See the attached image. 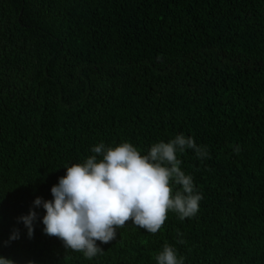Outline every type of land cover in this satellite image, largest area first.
Wrapping results in <instances>:
<instances>
[{"label": "trees", "instance_id": "16d2710c", "mask_svg": "<svg viewBox=\"0 0 264 264\" xmlns=\"http://www.w3.org/2000/svg\"><path fill=\"white\" fill-rule=\"evenodd\" d=\"M178 134L209 153H177L194 217L169 211L155 234L129 221L91 260L44 233L34 202L65 166ZM165 243L184 264H264V0H0V256L157 264Z\"/></svg>", "mask_w": 264, "mask_h": 264}, {"label": "clouds", "instance_id": "9594fccd", "mask_svg": "<svg viewBox=\"0 0 264 264\" xmlns=\"http://www.w3.org/2000/svg\"><path fill=\"white\" fill-rule=\"evenodd\" d=\"M193 149L200 159L209 158L207 146L197 145L194 138L178 134L169 142L154 143L142 155L130 142L106 147L103 142L92 148L84 163L67 168L51 189L53 200H35L43 205L44 233L59 238L67 249L83 253L91 260L103 250L97 241L107 244L116 238L117 229L131 221L147 232L157 233L169 211L180 220L194 217L199 211L202 194L195 189L193 178L181 169L177 153ZM239 154V146L234 148ZM174 186L176 187L174 190ZM36 212L21 217L31 238ZM19 238L15 230L10 239ZM183 243V241H179ZM157 264H184L175 249L165 243L155 257ZM0 264H14L0 256Z\"/></svg>", "mask_w": 264, "mask_h": 264}]
</instances>
